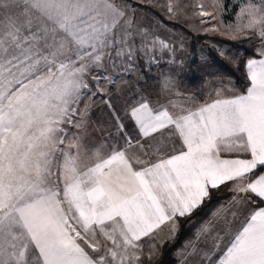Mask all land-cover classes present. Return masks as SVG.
<instances>
[{
	"label": "snow or ice",
	"instance_id": "1",
	"mask_svg": "<svg viewBox=\"0 0 264 264\" xmlns=\"http://www.w3.org/2000/svg\"><path fill=\"white\" fill-rule=\"evenodd\" d=\"M186 7L166 3L170 18ZM244 19L236 31L264 42V0H247ZM147 36L122 0H0V264H141L145 238L151 259L162 226L174 238L225 186L227 205L199 222L180 264H264V206L249 207L264 204V47L246 62L244 93L173 111L141 99L126 110L133 131L114 113L112 142L81 163L90 79L114 82L109 67L130 74L137 53L169 48Z\"/></svg>",
	"mask_w": 264,
	"mask_h": 264
},
{
	"label": "rangeland",
	"instance_id": "2",
	"mask_svg": "<svg viewBox=\"0 0 264 264\" xmlns=\"http://www.w3.org/2000/svg\"><path fill=\"white\" fill-rule=\"evenodd\" d=\"M122 2L127 5L129 14L134 13L136 24L147 28L148 41L159 38L165 41L169 48L165 49L159 43L155 44V51L151 54L154 55V60H148L147 57L137 53L136 67L130 74L124 72L115 75L109 67L108 75L114 77V82L101 80L97 85L95 81L90 79L91 90L97 91V94L84 100V103L90 105L88 124L86 125L87 134L82 141L86 150L81 157V163L84 165L96 162L90 159L94 149L104 145L105 142H112L109 133L114 132V113L121 117L126 129L132 132V122L127 118L126 110L141 99L147 100L151 106L165 105L169 111H173L170 101L177 106L187 107L189 98L196 99L199 96L196 91L184 87L183 69L189 52V33L164 22L157 14H160L165 20L182 22L189 32L202 35L194 41L193 72L202 75L199 88L210 89V92H215L217 88L220 91L222 89L228 90L229 87L234 85L230 76L221 71L211 60L208 55V48L213 49L219 56H221L220 52L223 51L225 53L223 58L229 64L235 65L238 60L250 56L243 54L245 48L251 49L255 56H258L262 47H264V42L252 31H236L238 23H246V19L238 20V13L247 0H180L181 6L187 5V7L184 14L177 18H170L166 8L167 0H122ZM197 3L203 4L206 11L212 12L216 17L215 20L194 15L193 13L199 11L198 8L194 7ZM201 20L205 22L201 23ZM213 25L216 26V31L211 30ZM117 71L119 72V69ZM167 74L173 76L174 86L164 90L161 87V80ZM109 103L111 107H109ZM193 105L191 106L193 107ZM80 107H83V104ZM79 131L76 128L69 129L70 133ZM109 151V148L104 147L102 155L106 157ZM219 194H222V198L218 205L226 199V192L222 188L219 190ZM208 217L209 215L205 219ZM191 220L188 221L190 223L188 235L171 251L173 264H180L179 252L183 245L190 239L195 240L194 234L199 223L196 224ZM233 223L234 226H238L235 222ZM220 235L223 237L224 233L221 232ZM172 238L169 225L165 224L157 234L156 245L158 251L151 259H148L147 255L149 241L145 238L142 241L144 255L141 258V264H155L161 245L163 242L171 241ZM197 244L204 249L211 246L210 241L208 244L197 241ZM215 259L216 254L213 255V262ZM202 264H208V261H203Z\"/></svg>",
	"mask_w": 264,
	"mask_h": 264
},
{
	"label": "trees",
	"instance_id": "3",
	"mask_svg": "<svg viewBox=\"0 0 264 264\" xmlns=\"http://www.w3.org/2000/svg\"><path fill=\"white\" fill-rule=\"evenodd\" d=\"M159 18H161L164 22L169 23L175 27L181 28L183 31L188 32L190 35V44H189V52L184 64L183 76H184V87L186 89L194 90L196 92L199 91V83L202 80V75L199 73L193 72V62L195 59L194 55V41L198 38L202 37V35L193 34L189 32L184 23L173 20H165L157 14ZM244 55L255 56V54L249 48H245L243 50ZM208 55L214 64L224 73L228 74L233 81V84L240 90L244 91L246 87L249 85V81L247 80V75L244 70L243 60L240 59L237 61L235 65L229 64L223 57L219 56L213 49L208 48ZM222 198V194H219V191L213 193L212 199L210 202H206L202 208L198 209L194 212L193 216L190 218H185L179 221L180 227L177 234H175L174 238H172L169 242H163L161 245L160 253L158 259L155 264H173V260L171 258V251L173 248L178 246L182 240L189 233V224L188 221H191L198 224L200 221L204 220L212 210L220 203ZM259 202V201H258ZM260 203V202H259ZM193 223V224H194Z\"/></svg>",
	"mask_w": 264,
	"mask_h": 264
},
{
	"label": "crops",
	"instance_id": "4",
	"mask_svg": "<svg viewBox=\"0 0 264 264\" xmlns=\"http://www.w3.org/2000/svg\"><path fill=\"white\" fill-rule=\"evenodd\" d=\"M261 58L259 55L258 56H249L248 58L245 57V59H243V66H244V70H245V73L247 75V68H246V62L247 60L249 59H259ZM233 83V81H232ZM250 83V82H249ZM234 85V84H233ZM217 88V87H215ZM219 88H217L218 90ZM246 90V89H245ZM244 91H240L235 85L234 86H231L229 87L228 90H224L222 89L221 92V95L224 96V97H230L232 95H235V94H240V93H244ZM216 92V91H215ZM215 92H210V89H203L200 88V91H198L197 93H199V98L197 97L195 100L197 102V104H194L193 107H196L199 103H204V102H211L212 99L215 98ZM223 155V154H222ZM223 191L226 192V199L224 202H222L223 204L227 205V201L229 200L230 196H231V193H229L228 191V188L225 186V187H222ZM259 206H264V204H260L258 201L256 203V205H249V207H259ZM163 227V226H162ZM239 227V225L237 226Z\"/></svg>",
	"mask_w": 264,
	"mask_h": 264
}]
</instances>
